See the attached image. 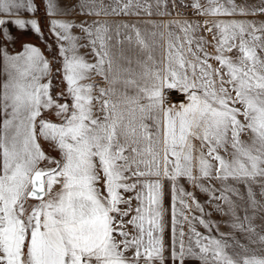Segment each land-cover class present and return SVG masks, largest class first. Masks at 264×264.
<instances>
[{"label":"snow or ice","instance_id":"6c2138e0","mask_svg":"<svg viewBox=\"0 0 264 264\" xmlns=\"http://www.w3.org/2000/svg\"><path fill=\"white\" fill-rule=\"evenodd\" d=\"M43 4L0 0V264H264V0Z\"/></svg>","mask_w":264,"mask_h":264},{"label":"crops","instance_id":"0c3cea01","mask_svg":"<svg viewBox=\"0 0 264 264\" xmlns=\"http://www.w3.org/2000/svg\"><path fill=\"white\" fill-rule=\"evenodd\" d=\"M35 2L40 6V13L38 14V17H43L44 15V4H43V0H35ZM149 3L153 4V11L155 12V0H148ZM185 2L187 3L188 0H185ZM105 4H110V5H115L116 4V0H104ZM236 3L238 4L237 0ZM250 2H248V6H251L249 4ZM245 4V3H244ZM163 10V8L161 9ZM167 10L172 12V15L175 16L176 15V10L173 9L172 6V0H167ZM186 15L191 16V12L190 10L185 9L184 12ZM30 15V14H29ZM170 17L167 16H157V15H153L151 17L146 16V15H141V16H132V17H128V16H122V17H109V19H114L117 22H119L120 20H124V21H128V20H132V21H146V20H154V21H159V20H166L169 19ZM198 19H202V18H198ZM250 19V18H249ZM204 34V33H202ZM26 40H28L29 42L38 44L40 47L43 48V44L40 43V41L33 35H29L27 37H25ZM49 43H51V39L49 38ZM18 47V46H17ZM158 54H159V50H158ZM94 81L101 83L102 86H106V84H104V82L102 81L101 77H94ZM131 92V90H129ZM170 219V217H169ZM166 240L168 241L169 245L171 243V231L170 228L168 229V231L166 232ZM167 255V253H166Z\"/></svg>","mask_w":264,"mask_h":264},{"label":"rangeland","instance_id":"374dc122","mask_svg":"<svg viewBox=\"0 0 264 264\" xmlns=\"http://www.w3.org/2000/svg\"><path fill=\"white\" fill-rule=\"evenodd\" d=\"M177 3L180 2V0H176ZM238 4H248V2H250L249 4L251 6H260L261 5V0H237ZM185 9H179V11L181 12H184ZM177 12V10H176ZM237 18H245V17H237ZM255 19L257 21H261V20H264V16H260V15H257L255 17H246V19ZM254 192L256 193V197L258 200H261L262 198L260 197L259 193H260V189L258 186H254ZM198 195L200 196V199L203 200L204 199V196L203 194H199ZM168 205L166 204V207ZM209 211H211V209L209 208ZM213 220H216L217 222H219L221 224V228H220V231L222 232H228L229 231V228L227 227V225L224 223L223 220H221V217L218 213H213L212 217H211ZM203 231V229H201ZM255 251H256V254L258 255H264V247L260 246V245H256L255 246Z\"/></svg>","mask_w":264,"mask_h":264}]
</instances>
